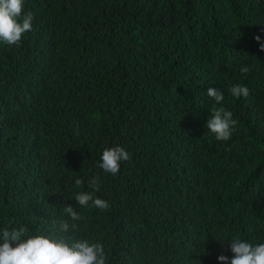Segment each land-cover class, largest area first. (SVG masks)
I'll list each match as a JSON object with an SVG mask.
<instances>
[{
  "label": "trees",
  "instance_id": "obj_1",
  "mask_svg": "<svg viewBox=\"0 0 264 264\" xmlns=\"http://www.w3.org/2000/svg\"><path fill=\"white\" fill-rule=\"evenodd\" d=\"M24 12L32 30L0 42V233L101 243L106 264H219L231 239L264 243V0H24ZM213 87L237 121L227 141L206 125ZM116 146L131 159L112 175L99 164ZM80 192L109 208L76 204Z\"/></svg>",
  "mask_w": 264,
  "mask_h": 264
},
{
  "label": "clouds",
  "instance_id": "obj_2",
  "mask_svg": "<svg viewBox=\"0 0 264 264\" xmlns=\"http://www.w3.org/2000/svg\"><path fill=\"white\" fill-rule=\"evenodd\" d=\"M33 14L24 12V0H0V42L13 46L21 42L22 36L32 30ZM260 41V37H256ZM260 51H264V42L260 43ZM243 73L249 71L247 67L241 69ZM230 93L234 97H248L249 89L246 86H233ZM207 96L215 105L211 118L207 121L208 130L215 135L217 141L230 139L237 121L233 113L227 111L222 105L225 100L222 89L209 88ZM130 154L120 146L107 148L101 156L99 167L105 172L117 175L120 172L121 162L129 161ZM100 178L93 177L89 187L100 191ZM82 180L76 179L75 186L81 187ZM76 204L82 207H94L107 210L109 203L96 198L91 192H80L75 196ZM64 212L72 221H79L82 216L71 205L64 206ZM77 225L64 221L60 224L61 231L67 233L75 231ZM29 229L25 226L5 228L0 233V264H106L105 249L101 243H89L88 240H73L71 243L65 239H54L44 234L28 235ZM231 259L220 254L217 257L219 264H264V243L253 244L239 238L231 239ZM15 243V247L13 246Z\"/></svg>",
  "mask_w": 264,
  "mask_h": 264
}]
</instances>
